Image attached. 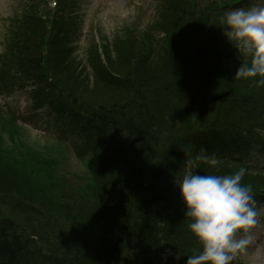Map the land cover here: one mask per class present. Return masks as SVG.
Returning <instances> with one entry per match:
<instances>
[{
    "label": "trees",
    "instance_id": "obj_1",
    "mask_svg": "<svg viewBox=\"0 0 264 264\" xmlns=\"http://www.w3.org/2000/svg\"><path fill=\"white\" fill-rule=\"evenodd\" d=\"M212 4L188 13L196 0H173L162 25L174 35L155 44L157 63L145 37H117L114 57L103 48L113 73L95 52L92 80L76 72L62 42L44 43L40 17L27 12L13 26L0 56V94L29 85L34 108L48 104L81 120L64 152L29 142L0 113V264H186L198 253L177 187L186 161L202 174H232L240 168L206 157L239 140L264 145V86L236 76L238 58L217 42L207 46ZM227 108L234 121L207 123ZM70 149L85 168L76 187L58 177ZM241 184L264 198V175L246 170Z\"/></svg>",
    "mask_w": 264,
    "mask_h": 264
},
{
    "label": "clouds",
    "instance_id": "obj_2",
    "mask_svg": "<svg viewBox=\"0 0 264 264\" xmlns=\"http://www.w3.org/2000/svg\"><path fill=\"white\" fill-rule=\"evenodd\" d=\"M220 24L227 38L251 57L235 75L259 77L256 84L264 86V0L229 8ZM245 173L240 168L232 174H202L192 160L186 161L177 187L188 229L201 246L186 264H231L251 242L264 205H257L250 185L241 184Z\"/></svg>",
    "mask_w": 264,
    "mask_h": 264
},
{
    "label": "rangeland",
    "instance_id": "obj_3",
    "mask_svg": "<svg viewBox=\"0 0 264 264\" xmlns=\"http://www.w3.org/2000/svg\"><path fill=\"white\" fill-rule=\"evenodd\" d=\"M28 0H0V50L3 47L4 36L7 33L8 26L10 24V17L16 14L21 15L24 2ZM253 0H250V3ZM80 2V12L84 23H81L80 27L76 29L75 41L77 54L82 56L84 49L88 46V40H84L86 34H94L93 28L96 26L100 28L105 35L111 37L112 34L121 29L125 23L131 21H137L141 26L140 28L146 27L155 17L157 12V0H79ZM258 2V1H257ZM40 6L43 8L44 5L51 3V0H39ZM159 8V6H158ZM231 8V7H230ZM228 8L221 9V3L217 6V20L220 23V18L223 16L224 12ZM81 20V19H80ZM221 25V24H220ZM84 30V31H83ZM161 35V34H160ZM90 35L87 36L89 38ZM96 39V36H95ZM238 47V46H237ZM240 49V47H238ZM80 58H83L80 57ZM235 69L233 72L236 73ZM28 90H16L11 95L0 96V105L9 106L12 110L18 112L27 107L28 101ZM19 117V122L25 127L26 139L29 142L44 143L47 142L51 145H57L58 136L62 134L55 128L46 126L37 118H32L29 122L23 123L25 121ZM46 120V119H45ZM206 120L205 122L209 121ZM235 120V113L229 112L228 108L223 110L219 117H215L213 120L207 123L223 124L224 122L231 123ZM202 122V123H205ZM260 141L259 138L255 139ZM254 141L251 144L252 148H255L247 155L248 160L251 163L259 167L257 164H264V148L262 144ZM64 161L59 169L58 177L63 175L66 182L72 186L76 187L80 184V178L85 173L84 166L76 160L74 157L68 155L63 156ZM69 187L66 186L65 190L68 191ZM258 206L264 204H257ZM70 224L72 226H70ZM67 225V229L70 231L73 229V224ZM75 236L80 237V232L73 233ZM240 259L244 264H264V214L259 217V223L252 230V240L245 247L243 251L237 253L235 259ZM27 261V260H25ZM28 262V261H27ZM167 262L174 263L172 259L167 260Z\"/></svg>",
    "mask_w": 264,
    "mask_h": 264
},
{
    "label": "bare ground",
    "instance_id": "obj_4",
    "mask_svg": "<svg viewBox=\"0 0 264 264\" xmlns=\"http://www.w3.org/2000/svg\"><path fill=\"white\" fill-rule=\"evenodd\" d=\"M186 38H188V35L187 34H185L184 35ZM98 217H106L107 218V216L105 215V216H103L102 214H99V216Z\"/></svg>",
    "mask_w": 264,
    "mask_h": 264
}]
</instances>
